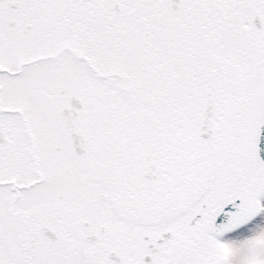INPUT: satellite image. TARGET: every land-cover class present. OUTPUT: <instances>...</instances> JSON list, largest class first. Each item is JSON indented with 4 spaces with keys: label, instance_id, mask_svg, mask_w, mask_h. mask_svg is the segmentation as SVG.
Masks as SVG:
<instances>
[{
    "label": "snow or ice",
    "instance_id": "1",
    "mask_svg": "<svg viewBox=\"0 0 264 264\" xmlns=\"http://www.w3.org/2000/svg\"><path fill=\"white\" fill-rule=\"evenodd\" d=\"M0 264H264V0H0Z\"/></svg>",
    "mask_w": 264,
    "mask_h": 264
}]
</instances>
